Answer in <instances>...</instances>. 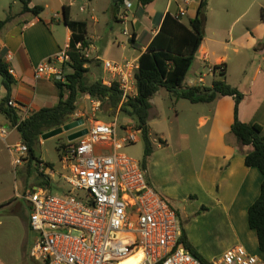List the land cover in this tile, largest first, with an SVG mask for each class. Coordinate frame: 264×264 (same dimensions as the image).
I'll return each instance as SVG.
<instances>
[{
    "label": "built area",
    "instance_id": "2783aa9c",
    "mask_svg": "<svg viewBox=\"0 0 264 264\" xmlns=\"http://www.w3.org/2000/svg\"><path fill=\"white\" fill-rule=\"evenodd\" d=\"M177 1L178 12L173 16L178 20L187 16L192 4L202 2ZM121 19L129 20L127 11L121 14ZM124 34L133 37L128 29ZM76 48L81 50L82 43H77ZM83 55L91 59L89 49ZM12 57L11 51L0 49L4 62L8 63ZM69 61L67 45L37 66L36 77L65 83L64 66ZM102 64L107 74L102 79L104 85L117 83L122 91L120 107L137 97L135 73L140 69L139 61L106 59ZM215 70L211 68L210 72ZM9 73L13 75L14 70L9 68ZM86 96L94 105L93 110L98 111L102 103ZM8 106L20 109L12 98ZM32 113L28 106L17 114L18 123L0 119V139L7 144L15 166L29 163V149L21 140L10 144L7 139L14 132L20 135V124ZM86 128L88 134L67 140L60 154L62 169L67 172L64 176L67 191L57 195L36 186L24 195L32 206L29 227L35 236L31 258L38 264H123L133 257L135 264H203L180 243L182 227L178 211L149 182L141 162L122 152L125 145L144 138L143 129L128 124L125 137L117 140L116 123L93 119ZM38 165L40 172L51 174L44 163ZM210 264H264V258L237 246Z\"/></svg>",
    "mask_w": 264,
    "mask_h": 264
},
{
    "label": "crops",
    "instance_id": "0c3cea01",
    "mask_svg": "<svg viewBox=\"0 0 264 264\" xmlns=\"http://www.w3.org/2000/svg\"><path fill=\"white\" fill-rule=\"evenodd\" d=\"M100 1H106V4L100 6ZM161 1L165 0H154L143 6L138 0H83V3L79 5L80 12H88L89 17L79 20V15L75 12L78 6L77 0H29L30 8L43 7L38 16L33 13H24L21 0H8L6 6L0 10V21L9 16L11 21L0 35V49L11 51L13 54L8 66L14 70L12 76L16 80L11 90V98L15 99L20 107L16 113L20 114L24 107L28 106L35 112L52 107L59 101V88L56 83L48 77L37 78L36 68L43 61L57 55L71 42L72 32L63 20L64 7L68 8L69 20L87 23L88 39L91 44L89 51L97 40L104 41L107 46L113 43V47L122 52L130 49L132 51L130 56L122 54L91 57L87 65L88 76L91 82H95L107 77V74L102 71L103 60L111 59L117 62L140 60L141 55L147 51L148 46L160 31L166 15L168 13L174 15L178 12L177 0H166L164 8L162 4H159ZM206 1L208 8L210 0ZM12 5L18 7V10L14 11ZM174 5H177L175 10L172 9ZM198 7L199 3L189 7L186 17H190V22L187 23L184 18L182 19L187 27H190L191 21L196 17ZM60 10L63 14L59 12ZM234 10H238L237 5ZM262 10L259 19L237 32L234 24L242 19L246 12L238 16L231 25H226L229 18L235 15V11L233 12L231 8L226 7L224 11L219 12L218 20L213 24H209L207 16L204 24V40L196 53L195 60L209 68V75L200 76L201 72H195L194 76L189 77L185 82V87L198 84L211 87L218 73L216 70L210 72L211 68L222 66L226 70L227 83L246 95L239 105V120L243 123L261 125L264 134V62L243 61L240 55L241 50H253L264 54ZM99 11L110 13L115 24L120 26L119 29L112 28V31L106 33L103 28L107 25L109 18L98 16L96 13ZM125 11L129 15L127 21L121 19V14ZM102 20H105V25L101 23ZM125 29L136 36L135 45H132L129 36L124 34ZM230 52L235 55V59L232 60ZM97 57L101 60L98 61ZM95 68L100 69L102 75L100 74L96 80H91L90 77L95 76L92 72ZM209 76L212 82L207 83L206 77ZM0 82L2 84L1 104L6 96V90L1 77ZM85 98L88 99L87 96ZM207 105L210 107V113L208 118H201V123L211 122L212 127L201 172L204 190L213 195L216 202L223 207L224 217L236 230L238 239L243 238L245 241L244 238L248 234L257 239L256 232L249 228L248 211L260 195L264 176L257 168H251L245 164V154L251 151L252 147L240 146L231 133L235 119L234 99L230 96H220ZM110 110L112 111L111 108ZM91 120L93 119H88V122L90 123ZM148 126L152 135L153 129L149 122ZM150 183L153 185L151 181ZM261 253L264 254V252Z\"/></svg>",
    "mask_w": 264,
    "mask_h": 264
},
{
    "label": "rangeland",
    "instance_id": "374dc122",
    "mask_svg": "<svg viewBox=\"0 0 264 264\" xmlns=\"http://www.w3.org/2000/svg\"><path fill=\"white\" fill-rule=\"evenodd\" d=\"M77 1L78 6L75 12L78 13L79 20L88 19L89 13H81L79 9L83 0ZM7 2L8 0H0V10L6 6ZM165 2L166 0L159 2L162 8L165 7ZM99 4L102 6L106 4V1H100ZM236 5L238 10H234ZM176 7L177 5H174L172 9L175 10ZM226 7L235 11V15L229 18L226 25L234 24L237 17L246 12L245 16L234 24L237 32L259 19L261 10L264 8V0H210L207 8L209 24L215 23L218 20V13L224 11ZM12 9L16 11L18 7ZM59 12L63 14L62 10ZM96 14L101 18L104 16L109 18L107 25H105V20L101 21L105 25L103 29L106 33L112 31V28L113 30L119 29L120 26L115 24L110 13L99 11ZM184 20L188 23L190 17H184ZM136 29L139 30L137 26ZM131 53V49L122 52L113 47V43L107 46L104 41L99 40L90 49L91 57L122 54L130 56ZM240 55L243 61L264 62V54L253 50H241ZM230 56L232 60L235 59V55L231 52ZM102 71L95 68L92 71L95 76L90 77L91 80L99 78ZM195 72H201L200 76L209 75V68L195 60L187 74L186 81L194 76ZM206 82H212V78L206 77ZM151 102L152 109L148 122L153 129L150 141L154 151L148 160L147 178L153 183L156 191L178 211L179 220L184 225L190 242L210 263L221 260L229 250L237 246H243L249 253L264 258V254L258 249L256 237L248 234L244 238L245 241L243 238L238 239L236 230L224 217L223 207L216 202L213 195L204 190L201 172L212 123L202 124L201 118H208L209 105L206 103L192 104L187 100L176 99L165 89L158 91L152 97ZM77 107L76 114L70 117L67 124L84 119L86 125L81 128L89 127L88 119L90 118L105 123H116L117 140L125 137L127 124L136 125L134 119L120 112L112 113L107 105H102L98 111H94V105L85 96L79 98ZM0 119L4 120L2 115ZM73 132L48 139L40 138L35 147L38 158L44 164L52 165V168H49L52 171L51 174L44 173V175L49 178L48 190L53 194L62 195L68 189V184L64 179L67 172L62 169V158L58 149ZM19 140H21L20 136L18 137L14 132L7 142L13 144ZM143 140L125 145L122 152L142 164L145 149ZM12 160L13 156L7 144L0 139V264H38L30 256L35 234L29 227L32 206L24 195L34 187H40V182L47 181V178L40 176L41 169L37 162L15 166Z\"/></svg>",
    "mask_w": 264,
    "mask_h": 264
},
{
    "label": "trees",
    "instance_id": "16d2710c",
    "mask_svg": "<svg viewBox=\"0 0 264 264\" xmlns=\"http://www.w3.org/2000/svg\"><path fill=\"white\" fill-rule=\"evenodd\" d=\"M154 0H138L146 6ZM24 13L39 15L43 10L42 6L29 7V0H21ZM65 23L72 32V39L69 43L70 61L64 66L66 82L54 81L59 88V101L52 107L39 109L19 126L20 139L28 146L30 161L43 163L35 153V147L46 133L65 126L70 117L77 112V103L81 96H90L107 105L112 113H123L134 119L136 125L143 129L144 141V162L142 168L147 171V164L153 154L151 134L148 120L152 109V97L161 89H165L176 99L187 100L192 104L212 103L220 96H230L235 101L234 122L231 133L236 137L240 146H251L252 150L245 154V164L251 168H257L264 176V134L263 128L258 124L243 123L239 120V105L246 96L238 89L230 86L226 81V70L222 66L215 67L217 78L211 87L198 84L186 86L185 82L189 70H191L196 53L204 40V24L207 20V1L202 0L196 17L187 27L182 20L176 19L168 13L161 25L160 31L152 41L145 53L139 60L140 69L135 73L137 97L131 98L120 107L122 91L117 83L111 86L104 85L102 80L91 82L88 79L89 59L85 58L83 52L90 48L88 39L87 23L85 21H71L67 6L64 7ZM264 19V9L262 10ZM11 21L10 16L0 21V35ZM77 43H82V49L76 48ZM130 43H137L136 36L130 38ZM9 64L0 59V77L3 79L6 96L0 104L1 115L12 122L18 123L17 110L8 106L11 99V90L16 83L14 77L9 73ZM67 141L58 149L61 151L66 147ZM47 168L52 165L46 163ZM40 176L47 178L40 182L39 186L45 189L49 187V178L40 172ZM149 180V179H148ZM206 210V208H204ZM249 228L256 232L258 247L264 252V179L258 199L249 208ZM180 243L192 254L199 257L203 264H210L188 239L184 225Z\"/></svg>",
    "mask_w": 264,
    "mask_h": 264
},
{
    "label": "water",
    "instance_id": "95a60500",
    "mask_svg": "<svg viewBox=\"0 0 264 264\" xmlns=\"http://www.w3.org/2000/svg\"><path fill=\"white\" fill-rule=\"evenodd\" d=\"M65 19H66V17L64 16L63 20L65 21ZM85 124H86V121L84 119H78V120H75V121L65 125V126H61L57 129H54V130L46 133L41 138L42 139H48V138L56 137V136H59V135L65 134V133H70V132H73L77 129H80L81 127L85 126ZM86 134H88V129L86 127L81 128L80 130H77V131L71 133L70 136L67 137V140L68 141H74V140H77L78 138L83 137Z\"/></svg>",
    "mask_w": 264,
    "mask_h": 264
},
{
    "label": "bare ground",
    "instance_id": "6f19581e",
    "mask_svg": "<svg viewBox=\"0 0 264 264\" xmlns=\"http://www.w3.org/2000/svg\"><path fill=\"white\" fill-rule=\"evenodd\" d=\"M136 262V259L133 257V258H128L126 259L123 264H135Z\"/></svg>",
    "mask_w": 264,
    "mask_h": 264
}]
</instances>
